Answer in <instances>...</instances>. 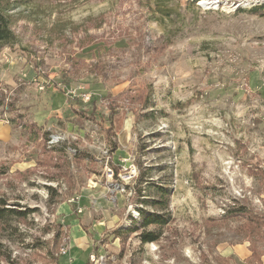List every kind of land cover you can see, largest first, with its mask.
<instances>
[{
    "label": "rangeland",
    "instance_id": "1",
    "mask_svg": "<svg viewBox=\"0 0 264 264\" xmlns=\"http://www.w3.org/2000/svg\"><path fill=\"white\" fill-rule=\"evenodd\" d=\"M1 1L0 195L33 211L0 226V264H244L224 214L264 215V0ZM138 164L171 189L144 244L114 231L138 217Z\"/></svg>",
    "mask_w": 264,
    "mask_h": 264
},
{
    "label": "trees",
    "instance_id": "2",
    "mask_svg": "<svg viewBox=\"0 0 264 264\" xmlns=\"http://www.w3.org/2000/svg\"><path fill=\"white\" fill-rule=\"evenodd\" d=\"M251 11L264 16V2L254 5L251 8ZM11 20L12 18L10 14H8V8L2 5V1L0 0V50L4 46H10L15 41V35L11 28ZM67 62L72 69L76 65L75 63L77 62V60H75L74 58H69ZM144 103L145 105L148 103V98H145ZM94 110H96L95 105L92 106L90 112H93ZM77 113L82 114L83 112L77 111ZM16 116L19 117L18 120L22 119L23 117L21 114H17ZM12 121L14 120L12 119ZM26 126L31 129V124H26ZM108 130H111L110 134L106 131L105 135L111 147L109 151L114 153L117 148V141L115 140L114 133L112 132L113 130L111 122L108 126ZM32 135L35 137L34 133ZM42 138V144L46 146L44 152L52 151L53 153L49 154V162H51L54 157L56 158V155L54 154V150L57 149L56 145H52V149L47 147V132H44ZM84 154L85 153L81 151L75 152V160H93L91 159V157H87V155L84 156ZM49 167L56 169V171H58L60 175H66L69 178V186L70 188H72L73 180L67 172H62V168H59L61 167V164ZM162 168L163 167L161 166V168L158 167L157 169L161 170ZM147 169L149 168H144L143 166L138 164L139 171L135 177V184L133 187V193L136 196L138 203H140L141 205L137 208L138 217H130V224L128 225V227H118L114 230L116 237L120 239H125L131 234L137 235L138 240L141 244L159 241L163 237L164 227H166L171 220V214L169 211L171 189L168 185L169 183L162 180L156 181L151 176H147ZM259 172L262 171L259 170ZM32 211V209H29L27 207L21 209L18 207V204H11L4 196L0 195V226L5 228L8 227L9 229H11V227H13V221L18 220V222H20V220L26 219L28 214ZM231 216L240 218L239 223L235 227V233L249 243L248 249L250 254L244 259V264H262V256L264 255V251L260 247L259 243L262 242L264 244V215L256 213L250 208H236L235 205H231L227 207L224 218ZM217 260L218 264H230L229 259L224 256L219 257Z\"/></svg>",
    "mask_w": 264,
    "mask_h": 264
},
{
    "label": "crops",
    "instance_id": "3",
    "mask_svg": "<svg viewBox=\"0 0 264 264\" xmlns=\"http://www.w3.org/2000/svg\"><path fill=\"white\" fill-rule=\"evenodd\" d=\"M80 227V226H79ZM80 235V234H79ZM83 236H80L79 238H82ZM86 241H88V239L86 240ZM77 242V241H76ZM75 243V242H74ZM71 246H72V243H71ZM84 246H85V248L83 247V249H81V250H85V249H87L89 246H87L86 244H84ZM236 250H239V251H242L241 250V245H239V247L238 248H235ZM66 250V249H65ZM231 251V250H230ZM249 255V251L246 249V252L243 254V256H242V259H244V258H246L247 256ZM70 256H72V255H70ZM73 263V262H72ZM71 263V264H72ZM65 264H68V262L67 263H65ZM81 264H87V262H85V263H82L81 262ZM262 264H264V255L262 256Z\"/></svg>",
    "mask_w": 264,
    "mask_h": 264
},
{
    "label": "built area",
    "instance_id": "4",
    "mask_svg": "<svg viewBox=\"0 0 264 264\" xmlns=\"http://www.w3.org/2000/svg\"><path fill=\"white\" fill-rule=\"evenodd\" d=\"M61 253H62V254H65V253H66V250H62ZM89 257H90V260H91V261H94L95 258H96L95 254H94V255H93V254H90Z\"/></svg>",
    "mask_w": 264,
    "mask_h": 264
}]
</instances>
